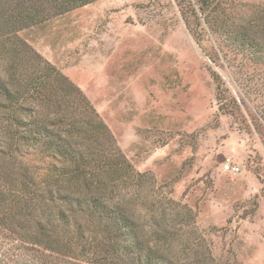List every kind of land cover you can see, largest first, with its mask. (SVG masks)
<instances>
[{"label": "rangeland", "instance_id": "obj_1", "mask_svg": "<svg viewBox=\"0 0 264 264\" xmlns=\"http://www.w3.org/2000/svg\"><path fill=\"white\" fill-rule=\"evenodd\" d=\"M179 1L97 0L19 35L87 97L153 197L195 212L215 264H264V65ZM214 3L229 21L264 8ZM10 235L0 230V264H49Z\"/></svg>", "mask_w": 264, "mask_h": 264}, {"label": "trees", "instance_id": "obj_2", "mask_svg": "<svg viewBox=\"0 0 264 264\" xmlns=\"http://www.w3.org/2000/svg\"><path fill=\"white\" fill-rule=\"evenodd\" d=\"M95 1L0 0V230L49 264H215L195 212L153 197L87 97L19 35ZM194 3L215 41L264 65V8L229 21Z\"/></svg>", "mask_w": 264, "mask_h": 264}, {"label": "built area", "instance_id": "obj_3", "mask_svg": "<svg viewBox=\"0 0 264 264\" xmlns=\"http://www.w3.org/2000/svg\"><path fill=\"white\" fill-rule=\"evenodd\" d=\"M223 170L225 172H228V173H236V172H238V168L237 167H233L230 164L224 165Z\"/></svg>", "mask_w": 264, "mask_h": 264}]
</instances>
